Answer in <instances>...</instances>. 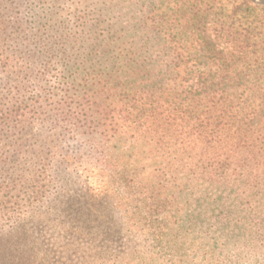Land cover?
<instances>
[{"label":"trees","instance_id":"obj_1","mask_svg":"<svg viewBox=\"0 0 264 264\" xmlns=\"http://www.w3.org/2000/svg\"><path fill=\"white\" fill-rule=\"evenodd\" d=\"M7 195L56 201L68 232L157 241L264 211V5L0 0ZM3 228L0 264H37L34 243Z\"/></svg>","mask_w":264,"mask_h":264},{"label":"rangeland","instance_id":"obj_2","mask_svg":"<svg viewBox=\"0 0 264 264\" xmlns=\"http://www.w3.org/2000/svg\"><path fill=\"white\" fill-rule=\"evenodd\" d=\"M253 1L264 5V0ZM7 198L0 199V213L15 214L21 207L24 215L2 218L0 227L4 233L20 234L29 246L33 242L37 264H264V211L247 216L224 213L221 225L172 228L159 234L157 241L147 229L123 226L68 232L60 225L69 221L55 211L56 201L33 205L26 199ZM108 215L116 225L127 221L120 208ZM16 218L19 221L14 222Z\"/></svg>","mask_w":264,"mask_h":264}]
</instances>
